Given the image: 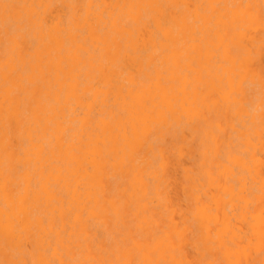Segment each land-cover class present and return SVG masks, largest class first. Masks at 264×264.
Wrapping results in <instances>:
<instances>
[{
  "label": "bare ground",
  "instance_id": "bare-ground-1",
  "mask_svg": "<svg viewBox=\"0 0 264 264\" xmlns=\"http://www.w3.org/2000/svg\"><path fill=\"white\" fill-rule=\"evenodd\" d=\"M81 8L68 24L40 16L28 46L20 26L10 41L0 0V252H31L36 264H193L180 205L189 126L201 157L194 216L212 256L203 263L264 264V122L249 110L263 104L251 94L263 84L260 6Z\"/></svg>",
  "mask_w": 264,
  "mask_h": 264
},
{
  "label": "rangeland",
  "instance_id": "rangeland-1",
  "mask_svg": "<svg viewBox=\"0 0 264 264\" xmlns=\"http://www.w3.org/2000/svg\"><path fill=\"white\" fill-rule=\"evenodd\" d=\"M9 3V39L12 42L14 40V33L17 31L16 26H20L18 29L19 33L25 36V44L32 46L36 42L35 36L39 33V18L44 16V22L46 27L51 26L54 21L60 20L65 24H68L74 21L73 17L81 12V3L82 0H77L75 4L70 3L69 0H45L46 5H35V10H23L22 6L25 0H7ZM260 6L261 11L264 14V5L261 0H252ZM61 4V5H60ZM147 11L141 12V18L148 19V25L152 26V20L150 15L153 14V11L149 8ZM17 12V13H16ZM128 18L131 20V23L135 22L134 15H128ZM79 21V20H78ZM75 23V22H74ZM73 23V25H74ZM72 25V24H71ZM76 25L80 26V22H77ZM252 27L257 36H260L261 45H260V55L258 59L260 60L259 66L262 72V89L260 92L255 93L254 85H252L251 94L258 96L263 102L262 106H256L255 104L250 105L249 110L255 113H263V122H264V24L263 27H260V21L254 20ZM79 31L85 34L84 27L79 28ZM262 30V31H261ZM135 35V34H134ZM133 35V36H134ZM150 42L147 40L144 48H137V51L146 54L150 50ZM255 99V97L253 98ZM200 155H199V146L198 142L191 133L189 126L185 134V154L181 157V161L185 167L186 173L184 182L186 185L185 194L183 200L180 202L182 209L185 212L186 225L188 226V244L186 250L190 259H192L193 264H204V260L212 257L208 246L203 240L202 229L198 227V222L194 216L195 209V200L194 192L191 188L192 185V175L197 176L198 168L200 166ZM173 178L175 181H180L182 179L181 172L179 169L175 170L173 173ZM176 196L178 195V189H175ZM187 199V200H186ZM214 251V250H212ZM34 254L31 252L24 253H8L0 252V264H36L34 261Z\"/></svg>",
  "mask_w": 264,
  "mask_h": 264
}]
</instances>
